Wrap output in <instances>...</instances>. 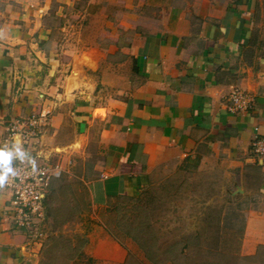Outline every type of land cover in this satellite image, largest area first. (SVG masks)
Listing matches in <instances>:
<instances>
[{
    "label": "crops",
    "instance_id": "1",
    "mask_svg": "<svg viewBox=\"0 0 264 264\" xmlns=\"http://www.w3.org/2000/svg\"><path fill=\"white\" fill-rule=\"evenodd\" d=\"M73 1L0 0V151L11 159L5 126L30 113L44 115L27 145L36 162L84 159L94 138L96 175L84 184L98 210L161 168L213 163L251 195L243 252H253L264 243V164L249 148L264 135V0H145L148 10L124 21L129 43L96 47L85 69L98 74L70 84L72 68L59 79L48 20ZM107 52L120 55L116 68L100 69ZM96 84L111 93L94 94ZM232 89L251 98L249 108L228 109ZM11 215L0 187V264H26L33 246Z\"/></svg>",
    "mask_w": 264,
    "mask_h": 264
},
{
    "label": "rangeland",
    "instance_id": "2",
    "mask_svg": "<svg viewBox=\"0 0 264 264\" xmlns=\"http://www.w3.org/2000/svg\"><path fill=\"white\" fill-rule=\"evenodd\" d=\"M62 10L48 23L57 43L59 79L72 68L69 81L75 84L79 74H98L85 69L93 53L98 57L96 47L113 51L129 43L127 14L142 16L148 8L145 0H74L68 12ZM119 57L107 52L100 69L116 68ZM97 91L111 93L98 84ZM89 133L95 136L94 130ZM85 152L84 159L67 156L66 170L49 182L40 235L29 238L21 230L33 246L26 264H264V243L243 252L251 195H241L237 181L217 165L161 168L135 193L98 210L91 208L84 184L96 175L94 138Z\"/></svg>",
    "mask_w": 264,
    "mask_h": 264
},
{
    "label": "built area",
    "instance_id": "3",
    "mask_svg": "<svg viewBox=\"0 0 264 264\" xmlns=\"http://www.w3.org/2000/svg\"><path fill=\"white\" fill-rule=\"evenodd\" d=\"M230 111H241L249 108L251 98L238 89L228 94ZM44 124V115L30 113L27 116L14 118L5 126L6 139L9 145H16L7 165H0V187L10 192L12 207L11 221L29 238L40 235L43 221V199L51 179L58 178L66 170L68 159L62 161L36 162L27 153V145L36 136L37 128ZM251 154L264 164V135L254 136L249 144ZM5 168L10 171L5 172Z\"/></svg>",
    "mask_w": 264,
    "mask_h": 264
},
{
    "label": "clouds",
    "instance_id": "4",
    "mask_svg": "<svg viewBox=\"0 0 264 264\" xmlns=\"http://www.w3.org/2000/svg\"><path fill=\"white\" fill-rule=\"evenodd\" d=\"M9 158H10V153H5L0 151V165H7L9 162ZM7 171H10V169L5 168V172Z\"/></svg>",
    "mask_w": 264,
    "mask_h": 264
},
{
    "label": "bare ground",
    "instance_id": "5",
    "mask_svg": "<svg viewBox=\"0 0 264 264\" xmlns=\"http://www.w3.org/2000/svg\"><path fill=\"white\" fill-rule=\"evenodd\" d=\"M74 71H75L74 69L71 71L70 76L72 75V73H73ZM70 76H69V80H70ZM77 76H78V75H77ZM77 76H76V77H77Z\"/></svg>",
    "mask_w": 264,
    "mask_h": 264
}]
</instances>
